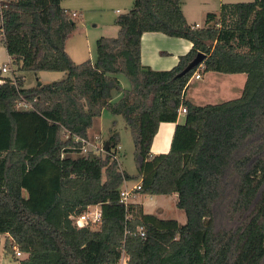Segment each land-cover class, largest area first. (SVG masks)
Instances as JSON below:
<instances>
[{
  "label": "trees",
  "instance_id": "trees-1",
  "mask_svg": "<svg viewBox=\"0 0 264 264\" xmlns=\"http://www.w3.org/2000/svg\"><path fill=\"white\" fill-rule=\"evenodd\" d=\"M63 0H1V40L17 71H60L59 80L22 87L0 79V235L18 264H264V0L221 4L204 25H190L181 0H133L100 36L95 59L76 63L65 50L75 28ZM144 32L189 40L167 70L145 67ZM200 64L183 72L196 54ZM245 73L240 96L216 104L185 99L194 73ZM124 76L129 88L120 85ZM120 93L112 101L113 91ZM19 94L32 109L17 107ZM174 127L166 153L152 154L161 122ZM103 111L129 128L136 174L120 168V137L83 153ZM137 194L177 195L185 222L124 205L125 180ZM98 205L100 221L75 217ZM141 226L144 235L136 233Z\"/></svg>",
  "mask_w": 264,
  "mask_h": 264
},
{
  "label": "rangeland",
  "instance_id": "rangeland-1",
  "mask_svg": "<svg viewBox=\"0 0 264 264\" xmlns=\"http://www.w3.org/2000/svg\"><path fill=\"white\" fill-rule=\"evenodd\" d=\"M252 0H181V8L184 10L189 21L196 20L201 24H204L206 14L209 12L217 13L220 11L221 4H229L236 2H249ZM64 6L72 10L79 12L80 7L88 6L87 9H83L80 14L73 17L75 21V28L72 32L71 38L69 40V49L72 46L76 48L79 53V58L81 61L86 59L94 60L95 53V42L100 36H115L117 34L116 26H114L111 10H105L103 12L90 10V8L95 4L94 0H63ZM123 8V5L118 6ZM200 8H204V17L201 16L197 11ZM130 9V8H129ZM128 9V10H129ZM123 11L125 9H122ZM126 11V10H125ZM200 16V17H198ZM200 18V19H199ZM25 73V72H23ZM25 86L32 87L38 83H47L52 80L61 79L60 71H38V72H26ZM65 74V72H64ZM203 75L202 81L190 80L188 83L187 96L191 97L193 102L198 105L205 104H216L226 100L236 98L237 94L232 93L229 90H223L221 81H213L206 84L203 81L206 80V74L200 71ZM216 77H230V74H224L220 72H215L213 74ZM65 76V75H64ZM56 77V78H54ZM54 78V79H52ZM118 79L121 87L129 88L128 80L122 76L118 75ZM51 82V81H50ZM242 89V87H241ZM120 93L118 91H113L112 101H116L119 98ZM110 130H115L118 132L120 137L119 149L117 152L118 162L120 168L127 174H136V164L134 160V146L131 138L129 128L124 122L122 116L112 115L108 111H103L100 117L94 119L93 125L90 129V134H88L87 149L92 148V145L100 146L103 144L104 140L107 139ZM136 180H127V188L131 187ZM124 187V185H123ZM126 187V186H125ZM143 202L148 201L153 207L148 210V206H141L143 211H150V213L156 215L161 219H175L180 223L185 222V215L182 210L176 207L177 195H157L152 197L141 198ZM23 254L20 256L22 257ZM122 254L121 262H123ZM0 264H16V257L6 253L3 248V241L0 242Z\"/></svg>",
  "mask_w": 264,
  "mask_h": 264
},
{
  "label": "crops",
  "instance_id": "crops-1",
  "mask_svg": "<svg viewBox=\"0 0 264 264\" xmlns=\"http://www.w3.org/2000/svg\"><path fill=\"white\" fill-rule=\"evenodd\" d=\"M95 4L90 5L92 6L90 8V10H95V11H100L103 12L105 10H111L113 17L112 20L114 21V18L122 13V12H126L133 3V0H94ZM123 5V8H119L118 6ZM61 6L63 8L69 9L72 12L76 13V16H78L80 14V12L84 9H87L88 6L85 7H80L79 8V12H77L76 10H72L70 8H68L67 6H64V4L61 2ZM122 9H125L124 11ZM183 14L185 16L186 21L190 24V25H194L196 27H201L204 24H201L200 22L193 20L192 22L189 21V19L187 18V15L185 14L184 10ZM204 8H200L197 12L199 14H201L202 17H204ZM200 17V16H198ZM200 19V18H199ZM114 24V22L112 23ZM1 25V23H0ZM114 26H116L114 24ZM116 31H118V27L116 26ZM73 32V31H72ZM71 34L69 35V37L67 38L66 42H65V50L67 51V53L70 55V57L73 59L74 62L76 63H80L81 61V57L79 58V53L78 51H76V48L72 46L69 47V40L71 38ZM192 43L185 39V38H181V37H173V36H168L164 33L161 32H144L141 35L140 38V58H141V63L143 66L145 67H150L151 69H155V70H167L170 69L171 67H173L177 60L178 57L182 54H185L190 48H191ZM11 59V57L9 56V54L7 53V50L1 40V36H0V66L3 65L4 63L8 62ZM27 72V71H26ZM23 73V71H18V74H20L22 76L23 79V83H22V87L27 88V86H25L26 83V76L28 73ZM1 73V72H0ZM62 75L61 77H64V72H60ZM215 72L212 71H208L205 72L206 74V80L203 81L204 83L208 84L209 80L211 81V83H214L213 81L215 80H219L222 83L223 86V90H229L232 91V93H236L237 96H240L242 89H243V85L246 79V74L245 73H234V74H230L228 76L230 77H216L214 76ZM225 74V73H224ZM56 78V77H54ZM52 78V79H54ZM196 80V81H202L203 79V75L200 74V78L199 79H195L193 77H191V81L192 80ZM189 80V81H190ZM52 81V80H50ZM48 81V82H50ZM190 81V82H191ZM191 84V83H189ZM188 86L185 89V99L190 100L192 103L196 104L195 102H193L192 98L187 96V90H188ZM242 87V89H241ZM198 105V104H196ZM103 113V112H102ZM183 117L184 114H179L177 117V120L175 122H161L159 124L158 130L155 134V136L153 137L152 143H151V153L152 154H160V153H166L169 150L170 144H171V139H172V135H173V131H174V127L177 123H181L183 121ZM97 119V118H95ZM91 129V128H90ZM90 129L88 130V134H90ZM139 180L136 181V183H138ZM136 183H134L133 185H135ZM124 186L127 187V180L124 181L123 183ZM132 185V186H133ZM131 186V187H132ZM152 196H157V195H142V194H137L136 192L134 193V196L132 198V202L135 203H139L141 206H148V210L151 209L153 206L148 202H143V199L141 198H146V197H152ZM93 206H97L98 205H93ZM145 213H150V211H146V209H144ZM5 235H0V242L4 240ZM24 256V254H23ZM22 256V257H23ZM16 264H18L17 260H16Z\"/></svg>",
  "mask_w": 264,
  "mask_h": 264
},
{
  "label": "built area",
  "instance_id": "built-area-1",
  "mask_svg": "<svg viewBox=\"0 0 264 264\" xmlns=\"http://www.w3.org/2000/svg\"><path fill=\"white\" fill-rule=\"evenodd\" d=\"M1 2V0H0ZM76 13L75 12H72V16H75ZM0 23H1V9H0ZM0 72H1V75L3 76H6L9 78V80L16 86L17 85V71L15 70V67L14 65L12 64V61L11 59L4 63L3 65L0 66ZM193 78L195 79H199L200 78V74L198 72L194 73ZM3 80L0 79V82H2ZM17 107L18 108H23V109H32L33 108V105L32 103H30L29 101H26L23 96L21 94H19V99L17 101ZM185 112V107L184 106H181L179 109H178V115L179 114H183ZM79 139L84 145H83V148H82V151L83 153H86L87 151L89 150H92L93 152H100V151H104V147H103V144L100 145V146H97V145H92V148L90 149H87V145H89L90 143L88 142V140L86 139H83V138H77ZM140 188V185H139V182L136 183L135 185H133L132 187H122L121 191H120V202L123 203L124 205H128L130 203H133L132 202V198L134 196V193H135V189H139ZM100 218H101V209L100 207H97V206H93V205H90L87 207V209L82 212L80 215L76 216L75 217V224L78 226V227H82V226H87V225H90V224H96L100 221ZM136 233H138L140 236H143L144 235V230L141 226H138L136 228ZM14 248V252H15V256L17 258H20V256L23 254L21 253L15 246L13 247ZM124 254V253H123ZM126 255L123 256V262H121V264H125V261H126Z\"/></svg>",
  "mask_w": 264,
  "mask_h": 264
},
{
  "label": "water",
  "instance_id": "water-1",
  "mask_svg": "<svg viewBox=\"0 0 264 264\" xmlns=\"http://www.w3.org/2000/svg\"><path fill=\"white\" fill-rule=\"evenodd\" d=\"M204 54L201 52H198L196 54V56L194 57V59L188 64V66L184 69L183 72H186L187 70L191 69L192 67H194L195 65L200 64V62L203 60ZM40 83H38L37 85H39ZM107 141H105L104 143V148L107 149Z\"/></svg>",
  "mask_w": 264,
  "mask_h": 264
}]
</instances>
